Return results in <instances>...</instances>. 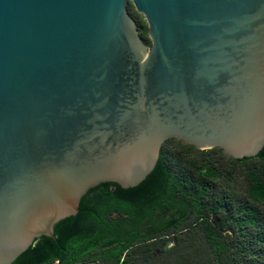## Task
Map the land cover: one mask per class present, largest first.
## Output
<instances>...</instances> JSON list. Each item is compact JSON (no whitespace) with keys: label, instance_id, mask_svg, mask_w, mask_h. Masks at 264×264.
I'll return each instance as SVG.
<instances>
[{"label":"water","instance_id":"water-1","mask_svg":"<svg viewBox=\"0 0 264 264\" xmlns=\"http://www.w3.org/2000/svg\"><path fill=\"white\" fill-rule=\"evenodd\" d=\"M170 138L262 150L264 0H0V264L88 190L138 186Z\"/></svg>","mask_w":264,"mask_h":264},{"label":"trees","instance_id":"trees-1","mask_svg":"<svg viewBox=\"0 0 264 264\" xmlns=\"http://www.w3.org/2000/svg\"><path fill=\"white\" fill-rule=\"evenodd\" d=\"M127 11L150 46L144 18L130 2ZM53 234L11 264H168L190 243L201 264H264V147L235 160L167 139L138 186L88 190Z\"/></svg>","mask_w":264,"mask_h":264},{"label":"rangeland","instance_id":"rangeland-1","mask_svg":"<svg viewBox=\"0 0 264 264\" xmlns=\"http://www.w3.org/2000/svg\"><path fill=\"white\" fill-rule=\"evenodd\" d=\"M189 245L190 247L181 252V254L184 256L183 259L175 258L173 262H169L168 264H201V261L195 257V249L197 246L194 245V243H190Z\"/></svg>","mask_w":264,"mask_h":264},{"label":"flooded vegetation","instance_id":"flooded-vegetation-1","mask_svg":"<svg viewBox=\"0 0 264 264\" xmlns=\"http://www.w3.org/2000/svg\"><path fill=\"white\" fill-rule=\"evenodd\" d=\"M53 264H60V263H58V262H54ZM63 264H68V263H63ZM73 264H82V263H80V262H76V263H73ZM88 264H93V263H88Z\"/></svg>","mask_w":264,"mask_h":264}]
</instances>
